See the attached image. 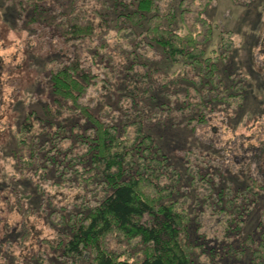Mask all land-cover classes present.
Masks as SVG:
<instances>
[{
    "label": "trees",
    "instance_id": "16d2710c",
    "mask_svg": "<svg viewBox=\"0 0 264 264\" xmlns=\"http://www.w3.org/2000/svg\"><path fill=\"white\" fill-rule=\"evenodd\" d=\"M62 1L55 0L53 7V0H17V10L23 12L26 27L47 30L62 43L73 42L77 52L93 53V60L110 37L120 52L130 48L132 63L140 67L146 64L134 57L137 48L159 51L171 64H181L193 78L179 73L174 83L179 86L180 78L191 81L182 102L194 131L207 124L209 113L227 114L245 102L246 88L229 85L220 73V61L234 49L232 35L221 37L224 53L205 56L213 30L200 2L181 6L173 0H96L87 14ZM111 28L114 36L108 33ZM52 58L45 90L52 119L27 112L16 135V162L22 179L39 180L35 186L40 193L45 190L40 183L61 189L65 182H77L83 194L71 207L46 201L42 212L53 226L52 239L32 230L27 218L33 209L22 205L23 198L14 201L20 220L2 226L0 264H217L223 256L240 261L248 256V264H264V211L256 232L239 243L247 207L264 192V141L250 147L238 168L250 173V184L242 191L229 186L215 192L208 170L190 168L192 179L206 185L197 195L208 197L205 212L216 225L215 236L197 234L191 210L196 203H191L190 192H182L187 188L181 174L144 131L143 120H128L119 132L84 103L89 87L105 82L98 80L99 70L93 72L78 53ZM258 69L264 85V66ZM71 118L76 126L68 127Z\"/></svg>",
    "mask_w": 264,
    "mask_h": 264
},
{
    "label": "rangeland",
    "instance_id": "374dc122",
    "mask_svg": "<svg viewBox=\"0 0 264 264\" xmlns=\"http://www.w3.org/2000/svg\"><path fill=\"white\" fill-rule=\"evenodd\" d=\"M95 1L64 0V3L68 2L69 6L76 4L79 12L89 14ZM173 1L180 2L181 6H193L190 0ZM198 2L204 7L203 17L213 30L210 41L204 46L205 56L224 53L220 47L221 37L223 34L232 35L234 49L225 53V61H220V73L229 85L242 84L246 88V99L239 109H228L227 114L218 110L209 113L207 124L194 131L191 128L193 123L189 121L191 116L186 113L187 104L182 102L184 89L191 86V81L180 78V87L174 83L179 73L191 78L192 74L181 64H171L159 51L153 53L137 48L134 57L146 64L144 68L140 67L132 63L128 54L130 48L124 47L120 52L119 48H114L110 37L105 42L106 46L103 45L106 47L102 49L103 53L93 60V53L77 52L72 47L75 46L73 42L62 43L47 30L26 27L22 22L23 12L17 10V0H0V231L4 224L12 226L20 220L14 201L23 198L22 205L33 209L27 218L32 230L40 238L52 239L53 226L42 212L48 203L46 201L54 202L58 208L71 207L83 194V190L74 185L77 182H65L61 189H50L40 183L45 188L40 193L35 186L39 180L32 177V182L28 183L22 179L16 162V135L27 112L32 111L34 116L44 121L52 119L46 106L45 92L46 70L50 64H55L52 57L65 58L78 53L83 61L92 65L93 72L99 70L101 77L98 80L105 79V82L89 87L84 103L98 117L116 125L119 132L128 120H143L144 131L153 136L160 151L181 174L183 186L187 188L182 192H190L191 203H196L191 205V210L194 226H198L197 234L207 232L206 235L215 236L212 225H216L209 221L205 212L204 204L208 197L197 195L206 185L192 179L190 168L200 166L208 170L215 192L229 186L242 191L250 184L249 171H239L238 168L249 155L250 147L264 141V85L258 69L259 65L264 66V0L195 1ZM55 3L53 0V7H56ZM114 32L111 28L108 33L114 36ZM84 49L85 46L81 50ZM73 119L75 122V118L68 120V127L76 126L71 121ZM49 178L53 179L52 173ZM256 200L247 207L246 224L239 241L241 246L245 237L256 232L264 211V192L258 193ZM2 234L3 231L0 237ZM13 248L17 250L15 245ZM43 249L48 251L45 246ZM216 261L217 264H248V256L241 261L224 256Z\"/></svg>",
    "mask_w": 264,
    "mask_h": 264
}]
</instances>
